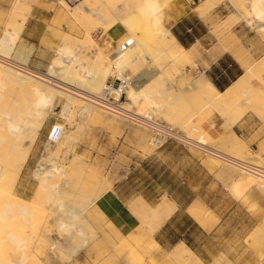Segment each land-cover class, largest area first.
Returning <instances> with one entry per match:
<instances>
[{"label":"rangeland","instance_id":"rangeland-1","mask_svg":"<svg viewBox=\"0 0 264 264\" xmlns=\"http://www.w3.org/2000/svg\"><path fill=\"white\" fill-rule=\"evenodd\" d=\"M83 1L79 0L74 6L71 5L74 8L73 11L61 0V6L67 15L72 17L78 34L73 35L68 31V34H64L50 30L52 38L60 41L62 46L65 45V49H60L59 44H49L55 48L54 57L61 53L62 59L67 63L63 64L68 66L72 73H81L79 75L86 78L89 76L87 73L89 70L108 69V80L111 77H118L115 72L121 71L123 66L133 62L131 72H127L131 73V76L133 75V86L146 85L147 88L144 90L148 94L152 91L153 101L151 104H146L141 101L142 99L138 100L134 105L137 112L140 109L145 111L144 113L149 112L156 117L153 111L161 109L163 113L157 114L155 119L162 125L182 132L184 137L198 141L233 159L264 168V73L250 77L249 70L264 59V53L253 57L256 47L255 38L257 39L256 43L260 44L261 40L264 45V36L260 37L258 30L249 27V25H254L253 17L256 15L255 12L250 14V10L245 5L247 0L232 1L231 5L235 6H233L234 11L227 0H213L214 3L210 0L212 2L205 4H203L205 0H188L192 2V9L200 6L195 13L205 15L202 18L211 28L208 42L209 46L214 48L213 51L222 53V43L234 44L235 38H238L241 47L244 48L241 52L237 46H232L236 56L241 52L247 58L245 59L246 73L244 76L246 79L245 93L240 96L241 99L238 97V100L247 101L251 106L247 105V108L242 107L237 110L241 116L234 125L230 124L235 117V114L232 113L234 110L229 111L227 107L219 106L204 107V103L198 95V97H193L194 93L186 92L188 85L194 83L201 75L194 63H185L182 59H186V57L174 59L169 55H164L165 57L160 59L156 54L159 55L161 52H152L148 49L156 39L158 40L159 32L167 30L166 27L171 28L172 20L177 17L172 14L181 7V0H88L82 5ZM37 3L38 0L14 1L8 13L7 22L0 32L4 34L2 36L4 42L2 45L0 44V55L7 58V62L0 63V65L18 72L21 71L22 74H32L31 77L36 80L38 78L36 76L46 74L49 67L42 72H36L26 67L18 70L12 54L22 32L23 24L21 23H25L29 13L26 4L30 7ZM79 4L81 6H78ZM142 7L146 9L142 11ZM235 8L239 12L241 11L240 13L244 14L247 19L244 20L245 18L241 19L236 16ZM130 16L135 17L134 20ZM125 17L128 19L124 26L121 24V18ZM259 21L263 22L264 20ZM118 29L124 34L116 40L112 38V32ZM236 30H242L238 37L234 34ZM8 39L11 40L8 41ZM209 46L208 48H210ZM170 47L171 43L168 42L165 48L169 49ZM118 49H120V53H117ZM242 55L238 57L239 61H242L243 58L240 59ZM261 56L263 57L261 58ZM144 59L149 63H146ZM156 72H160L172 86L173 95L183 91L178 102L168 104L156 93L155 90L161 87L160 83L153 80V75ZM37 73L39 74L37 75ZM148 82L152 84L149 85ZM9 94H6V97H0L1 111H6L11 103L8 96L11 97L12 94ZM64 98L57 96V103L54 104L53 110L46 117L45 122L38 128L39 133L34 137L32 145H28L23 151L15 152L12 161L11 159L8 161V168L5 170L8 180L14 179L19 172L20 175L15 189H13V185L11 186L12 183L8 184L11 187L7 185L11 194L8 195L10 198L8 196L5 198V201L13 205L16 196L24 201L26 210L29 209L32 212L26 217H19L23 211H16L12 207L4 208L5 211L2 209L1 213L4 211V215L0 217L2 218L0 223H7L5 226H8L4 227V232L11 230L15 236H21L23 247L18 248L14 244L8 243L10 248L2 249L1 256L6 258L12 252H15L16 255L23 253L27 257L25 264H49L46 259L48 258L46 256L48 249L44 248L39 234L40 230L52 226L49 222L52 221V218L46 209L53 203L54 197L52 191L42 189L39 180L33 176V173L46 168L50 153L55 151L59 164L63 166H69L75 162L78 164L77 175L73 180L76 194L70 195L67 200H64L65 202L77 206L86 205L96 195L103 196L107 191H118L121 197L129 198L131 201L144 199L150 207H155L164 200L171 201V196L183 202L192 199L201 200L206 205H194L191 208L200 207L206 211L211 225L217 223L215 213L225 216L222 238L235 240V242L226 245H231L232 248H241L244 253L247 252L245 264H264V232H259L261 226L264 225V192L260 185L257 186L258 183H255V186L254 184L250 185L249 189H244L246 191L242 192L243 195H241L242 193L235 195L234 184L241 179L240 176L242 179L248 177L243 176L242 170L200 151L194 145L169 142L157 149V146L152 143L153 131L151 129L141 127L142 125L139 127L135 123H130L126 118L111 114L99 107L97 109L99 117H92L80 122L75 115L74 105ZM186 107L187 110H185ZM20 109L22 107L13 106L9 111L21 114ZM190 109H194V112ZM54 124L65 128L70 136V141L59 140L54 145L48 143L47 137ZM236 125L245 127L248 135H242L243 131L234 128ZM207 126L211 131L206 128ZM2 149L10 150L6 145ZM66 153L68 154L66 155ZM66 157L70 160L66 161ZM104 188H106V192ZM18 212L19 215H17ZM97 212L91 215L95 221L94 229L98 233L100 232L96 243H91L71 261L67 262L66 260L65 264H74L75 262L77 264H116L121 258L118 255L123 254L124 248L117 246L116 242L118 241L114 239L115 236L110 234L111 231L108 232L110 228L99 220L104 216L102 214L98 216ZM43 213H47L49 216L46 218ZM11 215L15 217L13 221L9 220L13 218ZM103 235L107 237V241ZM122 241L123 239L119 241L120 245ZM219 245V243L215 244L217 248ZM226 245H223L221 250ZM149 260L150 263L155 264L154 260ZM218 261L236 264L226 257L215 259L212 264H220L215 263Z\"/></svg>","mask_w":264,"mask_h":264},{"label":"bare ground","instance_id":"bare-ground-1","mask_svg":"<svg viewBox=\"0 0 264 264\" xmlns=\"http://www.w3.org/2000/svg\"><path fill=\"white\" fill-rule=\"evenodd\" d=\"M86 1L88 0H84L83 2H81V4L84 5ZM212 1H208V2H212ZM212 3H214V1ZM164 4H166V2H164ZM212 7L214 6L212 5ZM144 9L146 8L142 7V11H144ZM197 11L198 9L196 10V12ZM240 12L237 10L236 16H238L239 18L241 17V19L245 18L244 20H246L247 17H245L244 14H241ZM134 18L135 17H133V20ZM121 19H122L121 24L124 25L128 17L121 18ZM262 19L263 18H261L258 14L253 18V20H262ZM245 23L247 24V22ZM256 23L254 25H249V27L254 28V29L259 28V24L261 22H256ZM21 24H24V23H21ZM11 39H8V41H10ZM3 42H4V37L0 39V44L2 45ZM168 42L171 43V47L169 49H166L165 46L168 44ZM148 49L151 50L152 52L154 51L161 52L159 55L156 54V56L159 57L160 59L164 58L165 57L164 55H169L170 57H173L174 59H182V58H185L187 55L184 49L180 47V45L175 41L173 35H171L168 30H162L161 32H159L158 40L156 39L154 41V44L149 46ZM60 55L61 54L57 56L53 65L50 67L49 71L46 74L38 75L39 73H37L38 75L36 76L38 77L37 80L36 78L31 77L32 74H29V73L22 74L20 73L21 71L18 72L17 70H13L12 68H8L6 66L0 65V97H6V94H9V93L12 94L11 97L7 95L11 101V103L7 107V110L6 111L0 110V119H1V123H0V217L4 215V211H5L4 208L9 209L12 207L13 209H16V211L17 210L23 211L22 212L23 214L21 215H19V212H18L17 215H19V217L20 216L26 217L28 216L29 213L32 212L29 209L26 210L27 207L26 208L24 207L25 206L24 201L22 199H19L16 196H15V201L13 205L11 203L10 204L6 203L5 198L11 194L10 188L7 189V187L10 185V183H12L11 186L13 185L12 187H14L13 189H15L20 172L17 173L14 179L8 180L7 176H5V170L8 168V165H7L8 161L10 159L12 161V159L15 157V152L23 151L24 148L28 147V145H32L35 139L34 137L37 135V133H39L38 128L40 127L41 124L45 122L46 117L53 110L54 104L57 103V96H63L68 101L72 102V104L74 105L76 109L75 115L77 116V119L80 122L86 121L92 117L93 118L99 117L100 114L97 113L98 107L101 109H104L105 111L111 114H114L117 116L120 115L121 117L126 118L130 123H135V125L139 127L141 126V124L138 121H136L138 120L136 119V117L141 118V117H144L145 115L149 116V114H151L149 112L144 113L145 111L143 112L142 110L138 108L137 109L139 110V112H137L136 109H134L135 108L134 105L136 104L138 100L142 99L141 101H144L146 104H149V103L151 104L153 102L151 99L152 91L148 94L146 90H144V88H147L146 85L140 87V86H135V85L133 86V83H132V85L127 91L126 101L122 102L118 107H114V108L104 107V105H102V103L100 102V99L102 96V89L109 78L108 69L101 71V72L98 71L96 75H94L91 78H85L77 74L76 72L72 73L68 67L64 66L61 63ZM240 55H242L241 52L238 53L237 57H239ZM1 56L2 55H0V63H6L7 58L5 59ZM144 56H146V53H144ZM243 57L244 55H242L240 59H242ZM123 67L124 68L121 69V71L117 73L115 72V74H117L118 77L128 76L132 79L133 75L131 76V73L129 74L127 72H129L131 70V67H133V62H129ZM249 70H250V77L251 76L255 77L261 73H264V59L261 60L257 65H255L253 68ZM134 72L136 73V71ZM156 74L161 76V73L156 72L153 75V80L155 82L161 83L160 84L161 87L155 90L156 93L160 95L159 97H161L162 99H165L164 101L168 104L172 102L174 103L178 102L183 95V91L180 94H177V95L174 94L175 95L174 96L172 92V86H170L167 80H165L163 77H161L162 80L159 81L160 77L159 78L156 77ZM244 76L240 80H238L236 84H234L232 87H230L224 92L217 91L212 86L211 83L204 81V80L200 82L198 81V82L191 83L190 85H188L189 87L186 92L196 93L201 98L202 102L204 103V107H207V106L218 107L219 106V107H227L229 111L234 110V112L232 113L235 114V115L233 114L235 117L230 123L231 125H234L241 116V113H239V111L237 110L239 108L241 109L242 107L244 108L247 105L248 106L250 105L249 103H247V101L242 102L238 100V97L240 98V96H242L245 93L244 87H245L246 79L244 78ZM13 106L22 107V109H20L21 114L11 113L9 110ZM140 113H143V114H140ZM153 113L157 117V114L160 115L163 113V111L159 109V110H154ZM141 127H146V126H141ZM186 139L191 146L194 145L200 151H203L205 147V149L207 148L210 150L208 152L206 151L208 154L214 155L212 153L214 149L212 148L210 149L207 146L203 145L202 143L195 141V140L188 139L187 137ZM59 140L63 142L70 141V136L68 135V132L65 131V128L63 127H62V132L58 136L55 144H57ZM47 141H48V137H47ZM24 143L25 145H23ZM48 143L50 142L48 141ZM50 144L54 145L53 143H50ZM5 145L8 146L10 150H7V151L3 150L2 148ZM54 152L55 151L50 153L51 156L48 160L47 167L41 170H36L33 173V176L39 180L40 182L39 184L42 186V189L46 191H52V194L54 197L52 201L53 203L51 202L52 204H50L49 207H47L46 209V211L52 218V221H49L50 225L52 226H50V228L48 229L45 228V229L40 230V234H39L40 235L39 237H41L42 239V244L44 248L48 249V253L46 255L48 258L46 259L49 262V264H65L71 261L77 255H79V253L83 249L87 248L91 243H96L95 241L97 237L99 236L100 232L98 233L96 229H94L95 221L92 219L91 215L96 214L97 211L100 212V208L97 207L95 203L102 195L101 194L98 196L96 195V197L90 200L88 204L82 205V206H77V205L65 202L64 200H67V198L70 195L76 194L74 191L75 184L73 180H74V177L77 175V169H78L77 165L78 164L75 162V163H71L69 166H63L59 164L58 157L55 155ZM215 152L218 153V151H215ZM67 154L68 153H66V155ZM223 156L229 158L228 155L223 154ZM225 157H223V159H226ZM67 159L69 158L66 157L65 160L67 161ZM230 159H233V158H230ZM230 159L222 160V162H225L226 164H229L233 167H236L239 170H242L243 176L245 175L248 176L246 179H242V176H240L241 179L234 184L233 192L235 195L241 194L242 192L244 193L246 191V190L244 191V189L246 188L249 189L248 187H250V185L253 186V184L255 186V183L256 184L258 183L257 186L260 185V187L262 188V191L264 192V184H263L264 179H261L258 176L252 175L248 173L247 171L241 169L240 167L233 164V161H231ZM213 161H215V159H213ZM105 189L106 188H104V190ZM243 193L241 195H243ZM239 198H240V195H239ZM129 208L131 212L136 217H138L142 223H141V227H139L137 230L131 233L128 237H121L120 236L121 234L118 233V231L114 230L113 226L111 225L112 223L110 224L106 220L105 217H102V219H99L103 221L105 224H107V226L110 228V230L108 229V232L111 231L112 233L110 232V234L115 236L114 239L118 241L116 242L118 244L117 246L119 247L122 246V248H124L123 249L124 251H122L123 254L121 253L122 255H118L121 257L120 260L124 264H152L149 262L150 261L149 259L154 260L155 264H202L203 263L196 256V254L184 244L175 247L170 252H167L163 250L162 247L154 240V235L157 232V230L160 229L176 212L177 207L174 202L169 201L168 199V200L162 201L155 207H150L144 201V199L143 200L138 199V200L133 201L129 205ZM2 209H4L3 213H1ZM9 211H12V210H9ZM88 211L90 212L88 213ZM98 212H97L98 216L102 214L101 212L100 213ZM189 212L202 225L205 226L207 224L208 214L206 211L202 210L200 207H194V208H191ZM32 214H35V213H32ZM43 214L44 216H46V218L49 216L47 215V213H43ZM11 217L13 218H10L9 220L13 221L15 217L12 215ZM0 219L2 220V218ZM31 221L29 222L31 223ZM5 225H7V223L6 224L0 223V251L7 247L10 248L8 243L14 244L18 248L23 247L22 245L23 238L19 235L15 236V233L12 232L11 230L8 232H4L5 230L4 227H6ZM25 225H27L28 227H31L28 224H25ZM144 225H147V226L145 227ZM259 232L261 233L264 232V225L261 226V231ZM7 235L9 236L6 237ZM104 235H103V238H105L106 240L105 239L104 240L107 241V237H104ZM120 238L123 239L121 245L119 242L121 241ZM100 244H101V240H100ZM17 255L15 252H12L10 255H7L5 258L4 256H1L0 254V264H25V261H27V257L23 253L21 255L20 254L18 256ZM222 262L218 261L215 263L231 264L228 261L223 262V263ZM74 264H77V262H75Z\"/></svg>","mask_w":264,"mask_h":264},{"label":"crops","instance_id":"crops-1","mask_svg":"<svg viewBox=\"0 0 264 264\" xmlns=\"http://www.w3.org/2000/svg\"><path fill=\"white\" fill-rule=\"evenodd\" d=\"M14 1L17 0H0V32L3 25L7 22L8 13L11 10ZM63 1L70 7L79 2V0ZM208 1L210 0H205L203 4ZM234 1L240 2L243 0ZM227 2L234 11L233 6L231 5L232 0H227ZM245 5L250 10V14L255 12V15L258 14L263 18L262 20H264V0H247ZM180 6L181 7L172 14L177 17L175 20H172L171 28L169 29L168 27H165L170 34L173 35L175 41L180 47H182L187 53L186 60H182H184L185 63H194L200 71L201 75L195 80V82L204 80L211 83L217 91H226L236 84L246 73L245 59L247 58L243 57L242 61H239L234 53L235 49H233L232 46H237V49L240 51L244 48L241 47L238 38H235L234 44L232 43L230 45L228 42L222 43V53L213 51L214 48L210 47L208 42L211 28L202 18L205 15L195 13L200 6L192 9V2L188 0H181ZM26 8L29 9V13L23 24L22 32L14 48L12 58L18 64L36 72H42L48 67L49 70L57 56L61 54L58 53L57 56L54 57L55 48L49 44H59L61 46L60 49H65V45L62 46L60 41L52 38L50 30L53 32H62L64 34H68V31L73 35H77L78 30L73 25L72 17L67 15V12L61 6V0H38L37 4L30 5V7L26 4ZM71 9L74 11L73 7H71ZM256 22L260 21L253 20L254 24ZM103 25H105V23H103ZM255 29L258 30V35L260 37L264 36V21L259 24V28ZM241 33L242 30H236V32H234L237 37ZM123 34L124 33L118 29L112 32V38L117 40ZM3 35V33H0V38ZM256 42L257 39L255 38L254 44L256 47L255 51H253V57H258L259 54L262 55L264 53V45L262 41L260 40V44ZM208 46L210 48H208ZM263 56H261V58ZM60 57L61 63L67 64L62 59L61 55ZM144 61L149 63L146 59H144ZM76 71L79 73L78 70ZM97 72L98 71L95 70L87 71L89 74L87 78L93 77ZM156 77L161 78L162 75L160 76L156 74ZM161 80L162 79L159 81ZM148 83L149 85L152 84L151 82ZM181 92L182 91H180L179 94ZM194 94L197 96L196 93ZM185 110H187V107ZM190 110L194 112V109ZM206 128L209 129V126ZM234 128L243 131L244 134L242 135H248L245 127H239V125H236ZM209 131H211V129H209ZM170 200L176 204V212L154 235V240L163 250L171 251L175 247L184 244L205 264H212L215 259L226 256V258L236 264H245L247 262V252L244 253L241 248H232L231 245H226L235 242V240L222 238L224 232L223 226L225 224L224 215H218L215 213L217 223L211 225L209 221H207V224L204 226L189 212L190 208L194 205H206L202 203L201 200L192 199L183 202L172 196ZM133 201L135 200L131 201L129 198L124 199L119 195L118 191H109L96 202V206L100 208L103 216L110 224L112 223L111 225L114 230L118 231V233L121 234V237H128L141 226L140 219L136 217L129 208V205ZM217 243L220 244V249L219 246L218 248L215 246ZM223 245L226 246L221 250ZM116 264H123V262L119 259Z\"/></svg>","mask_w":264,"mask_h":264},{"label":"built area","instance_id":"built-area-1","mask_svg":"<svg viewBox=\"0 0 264 264\" xmlns=\"http://www.w3.org/2000/svg\"><path fill=\"white\" fill-rule=\"evenodd\" d=\"M117 53H120V49H118ZM14 64L18 70H20L19 68L22 69L25 68L24 66L18 64L17 62H14ZM132 83H133L132 79L128 76L111 77L105 83L102 89V96L100 102L102 103V105H104V107H108V108L118 107L123 102V100L126 99L127 91L132 85ZM136 119H138L136 121H138L142 126H146L153 131L152 143L157 146V149L162 148L168 142H177L181 144L190 145L186 137H184L183 133L176 132L175 130H172L169 127L162 125L151 114H149V116L145 115L144 117L141 118L136 117ZM61 132H62V127L59 124H54L53 126H51L50 132L48 134V141L50 143L55 144ZM206 151L208 152L210 150L207 148L205 149L204 147L202 152L207 153ZM215 151L217 150L212 151V153L214 154L212 156L214 157H217L221 160H226L231 158V157L227 158L223 156V154L220 153V151H218V153ZM223 157H225L226 159H223ZM230 160L233 161V164L247 171L248 173L258 176L261 179H264L263 167L259 165H254L253 163L252 164L247 163L246 161H240L237 159L236 160L230 159Z\"/></svg>","mask_w":264,"mask_h":264}]
</instances>
